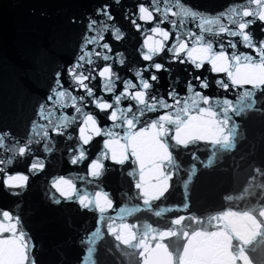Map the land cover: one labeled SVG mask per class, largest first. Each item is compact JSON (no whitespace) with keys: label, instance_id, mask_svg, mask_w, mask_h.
Wrapping results in <instances>:
<instances>
[{"label":"water","instance_id":"1","mask_svg":"<svg viewBox=\"0 0 264 264\" xmlns=\"http://www.w3.org/2000/svg\"><path fill=\"white\" fill-rule=\"evenodd\" d=\"M179 2L193 10L201 11L206 16L219 14L230 6L255 7L250 5L249 0ZM141 3L150 10L158 6L161 12H154L155 19L151 22L141 21L135 15L138 12L137 6ZM104 4L109 5L113 20H106L105 17L95 14V10ZM165 7L179 11L176 0H119V3H116V0H0V128H10L18 138L25 137L28 134L29 121L33 119L38 103L49 93L57 71L61 72L63 88L71 95H86L85 89L75 87L68 80L67 68L81 54V38L87 32L89 15L97 20L98 25L104 22L121 29L123 39L115 40L112 33H103L104 38L100 43L110 44L112 51L108 54L113 57L117 53H123L125 64L120 65L115 59L103 61L93 56L92 64L84 63V74L89 76L85 83L92 88L94 96L111 102L114 95L123 91V84L116 82V93L103 90V78L99 76V71L110 63L112 70L122 80H131L137 84L139 90L134 70L148 67L153 62L143 60V53L147 51L145 41L154 43L162 39L159 34L152 33L151 29L161 21ZM168 15L172 19L171 12ZM133 18L142 26L139 30L132 24ZM175 19L177 24L183 19L188 28L199 34L200 29L195 26L192 18ZM73 20L76 22L73 23ZM223 22L227 23L226 17ZM160 26L168 30L171 36L166 41L165 51L154 57V61L164 64L168 71L150 69L158 75L159 82L150 81L154 87L149 94L162 96L170 105H174L167 95L171 87H174L182 103L183 99L190 95L187 84L191 81L196 92H202L213 99H231L235 104L237 93L241 90H233L229 84V89L225 91L216 83L217 80L228 82L226 74L211 72V66L207 62L203 68L197 69L186 57L184 63L173 59L167 48L176 43V31L167 20L160 23ZM261 29H264V23L260 21L250 28L257 44L259 40L264 39V31ZM87 34L94 35L91 32ZM149 37L152 39L149 40ZM207 38L213 40L216 50V41H222L229 55L236 51L256 56L255 51L242 44L238 36L209 34ZM229 41L236 43L235 50L228 47ZM193 42L189 41L188 46L191 47ZM93 51L104 50L89 44L85 55ZM144 75L145 78L148 77V73ZM197 76L200 80L207 78L209 88L202 89L200 82L195 79ZM255 99L257 108L261 107L264 91H258ZM129 104L135 111L137 105L134 101L123 100L121 107H127ZM66 105L63 109L57 108L54 121L59 122L61 116L78 115L70 101L66 100ZM84 110L97 117L101 128L112 126L113 122L108 116L113 109L101 112L92 103V98H88ZM171 110L175 111V107ZM167 111L169 110L159 109L155 113H147L141 118V124L137 125L136 130L144 126V120L156 119ZM237 120L241 124L240 131L245 136L244 141L234 153H223L210 169L201 168L199 163L192 159L193 154L201 160L206 159L209 153L205 150V144L190 145L187 149L182 146L178 150L172 149L174 158L182 169L180 179L173 175L169 191L161 200L153 202L150 210L143 208L138 190L134 188L136 177L128 175L138 168L132 162L133 158L130 157L124 165H119L110 159L109 152V158L101 160L104 164L102 175L98 178L91 177V161L106 151L103 142L108 137L94 136L88 145H83L79 140V127L82 125L77 121L70 125L63 135L51 133V153L44 152L42 142L33 147L34 156L18 157L7 166V174L20 172L29 175L28 186L21 195H12V191L20 190L6 189L3 184L4 174H0V212L8 210L13 216H20L23 230L29 234L35 245L31 255L35 257L36 264H85L88 245H81L79 241L82 236H87L96 229L99 213L82 208L76 201L62 200L57 205L46 198L45 192L49 190L51 180L64 176L73 179L77 189L84 188L89 193L101 190L108 192L113 200V208L106 213L108 216L117 215L122 207L139 209L133 211L131 216L124 213L125 219L117 220V223H135L138 227L149 224L160 229L159 232L145 237L142 244V260L135 250L126 249L131 253L132 264H264V179L254 176L250 169L252 165L264 164V116L253 111ZM115 131L119 133V138L123 136L125 129L121 127ZM69 135L72 136L71 140H68ZM81 147L85 150L87 159L76 165L71 164L69 150L78 154ZM240 157H243L242 161ZM34 158H39L45 163V168L36 174L29 172ZM234 160L240 165V171L235 176L232 170ZM193 163L197 164L198 173L190 185L191 207L187 212L175 211L174 209L179 208L184 201L181 186L187 175L184 169H189ZM80 176H86L92 183L78 179ZM156 210L162 212L160 217L154 215ZM189 215L192 217L191 221L187 220ZM182 217L186 219H177L175 226L167 223ZM101 230L104 235L97 240L96 252L92 259L95 264H116L113 256L108 254L114 240L104 226H101ZM139 234L137 232V235ZM9 235L0 234V238H8Z\"/></svg>","mask_w":264,"mask_h":264},{"label":"snow or ice","instance_id":"2","mask_svg":"<svg viewBox=\"0 0 264 264\" xmlns=\"http://www.w3.org/2000/svg\"><path fill=\"white\" fill-rule=\"evenodd\" d=\"M116 3H119V0H116ZM249 3L255 7L240 6L238 8L230 6L226 11L207 16L199 10L184 6L179 0H176V7L179 8V11H172L171 8L165 7L161 21L157 22L156 26L151 29L152 33L159 34L162 39L154 43L145 41L147 51L143 53V60L153 62L148 67L134 70L135 77L139 82V90H137V84L132 83L131 80H122L112 70L110 63L99 71V76L103 78V90L105 92L116 93V82L120 81L123 84V91L114 95L111 102L102 97L94 96L92 88L85 83L89 76L84 74V63L92 64V57L95 56L103 61L115 59L118 64H125L123 53H117L113 57L108 54L112 51L110 44L100 43L104 38L103 33H112L115 40L123 39L124 34L120 28L114 25L104 22L98 25L97 20L89 15L86 25L87 32L81 38V54L67 68L68 80L75 87L85 89L86 95H71L69 91L63 88L61 72L57 71L49 93L42 102L38 103L35 115L29 121L28 134L23 138H18L14 134V130L7 127L0 128V174H4L3 184L5 188L19 189L20 191H12L11 194L14 196L21 195L28 186L29 175L20 172L7 174V166L11 165L18 157L34 156L33 147L42 142L44 152L51 153L53 151V148L49 146L52 144L51 133L63 135L69 126L77 121L82 125L79 127V140L83 142V145H88L94 136L104 135L108 137L103 142L106 151L91 161L89 166L91 177L98 178L102 175L104 164L101 160L109 158V152L110 159L119 165H124L130 157L133 158L132 162L138 168L129 172L128 175L136 177L134 188L138 190V197L144 209H152L153 202L165 197V193L171 187L170 181L173 175L180 179L182 169L174 158L172 149L178 150L181 146L187 149L190 145L205 144V150L209 153L206 159L201 160L199 156L192 155V159L199 163L203 169L212 168L223 153H234L245 139L244 134L240 131L241 124L237 118L246 117L249 112L253 111L264 116V100L260 102L261 107L257 108L255 99L258 91H264V39L259 40L257 44L250 31L251 26L257 21L264 23V0H249ZM137 7L138 12L135 15L139 20L145 22H151L155 19L154 12H161L158 6L150 10L149 7L141 3ZM169 12H171L172 19L169 18ZM95 14L105 17L106 20L114 19L109 12L108 4L98 7ZM177 17L192 18L195 26L200 29L199 34L188 28L183 19L177 24L175 19ZM224 17L227 18V23L223 22ZM164 20H167L173 30L176 31V43L167 48V51L172 53V58L184 63L186 57L197 69L203 68L207 62L211 66V72L226 74L228 82L217 80L216 83L225 91L229 89V84L233 90H241L237 93L235 104L231 99H213L202 92H196L195 85L191 81L187 84V91L190 95L184 98L182 103L179 93L171 86L167 95L174 102V105H170L162 96L149 94L154 87L151 82H159L158 75L150 69L168 71L164 64L154 61V57L165 51L166 41L171 36L168 30L160 26ZM197 21L198 23H196ZM72 22L75 23L76 21L73 20ZM131 22L137 30L142 27L136 23L135 18ZM261 30L264 31V29ZM88 32L94 33V35L90 36L87 34ZM209 34L212 36H219L220 34H227L230 37L238 36L241 38L242 44L255 51L256 56L237 53L236 51L229 55L222 41H216L218 47L216 50L213 40L207 38ZM151 39L152 37H149V40ZM189 41H194L191 47L188 46ZM89 44L98 46L104 51L88 52L85 55ZM228 47L235 50L236 43L229 41ZM144 73H148L147 78H145ZM195 79L200 82L202 89L209 88L207 78L200 80V77L197 76ZM244 86H251V88ZM88 98H92V103L101 112L113 109L108 116L109 120L113 122L110 128H101L97 117L84 110L88 104ZM66 100L70 101L78 115L61 116L59 122L54 121L53 117L56 115L57 108H65L67 106ZM123 100L134 101L137 105L135 111L131 104L127 107H121ZM173 107H175V111L171 110ZM159 109H168L169 111L156 119L144 120V126L136 130L137 125L141 124L142 117L149 112L155 113ZM121 127L125 129L124 134L117 138L119 133L115 129ZM71 139L72 136L69 135L68 140ZM121 140L124 142L122 143ZM69 154L71 156L70 162L73 165L87 159V154L82 147L78 154L72 153L71 150H69ZM239 159L242 161L243 157ZM44 168V161L34 158L29 172L36 174ZM250 169L254 176L264 179V164L252 165ZM232 170L234 176L240 171V165L235 160ZM184 171L187 172L186 178L181 183L184 201L179 208L174 210L187 212L188 208L191 207L190 185L198 173L197 164L193 163L189 169H184ZM78 179L92 183L86 176H80ZM251 182L252 180L249 178V183ZM45 196L53 204L58 205L62 200L65 202L76 201L84 209L98 211V226L89 235L82 236L79 241L81 245L85 243L88 245L85 264H95L92 258L96 252V242L104 235L101 226H104L106 232L114 240L113 247L108 249V254L113 256L116 264H132L131 253L126 249L135 250L142 260L144 256L142 244L145 237L160 231L159 228L149 224L138 227L135 223H117V220L123 221L125 219L124 213L131 216L133 211L139 209L122 207L117 215L108 216L106 213L113 208V200L109 197L108 192L101 190L89 193L84 188L77 189L73 179H67L64 176L51 180ZM157 208H159L158 205ZM154 215L160 217L162 212L156 210ZM177 219H186V217L174 218L167 222L168 225L175 226L174 222ZM187 220L191 221L192 217L187 216ZM137 232L140 234L137 235ZM4 233L10 235L8 238H0V264H36L35 257L31 255L35 245H33L29 234L23 230L18 214L13 216L8 210L0 212V234Z\"/></svg>","mask_w":264,"mask_h":264}]
</instances>
